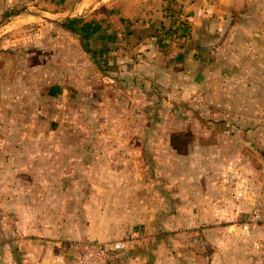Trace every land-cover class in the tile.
<instances>
[{
	"label": "rangeland",
	"instance_id": "rangeland-1",
	"mask_svg": "<svg viewBox=\"0 0 264 264\" xmlns=\"http://www.w3.org/2000/svg\"><path fill=\"white\" fill-rule=\"evenodd\" d=\"M42 1H0V243L12 245L0 247V264L26 257L20 233L44 236L50 264H72L89 241L119 240L129 245L113 264L205 263L216 254L209 228L264 235V220L252 222L254 208L264 207V183L239 203L226 185L252 180L250 166L264 181V102L251 111L238 93L240 110H231L232 119L223 111L233 101L221 74L243 69L238 60L225 64L212 54L228 53L226 40L206 55L195 53L196 60L171 63L199 71L191 91L180 71L162 73L163 54H185L186 44H128L114 60L110 50L99 51V41L67 28L97 10L98 20L109 23L106 10L118 0ZM131 1L139 23L141 5L152 0ZM253 3L245 20L264 24V0ZM257 32L259 47L254 43L255 56L247 54V74L238 72L236 85L261 86L264 100V29ZM139 34L131 30L126 38ZM252 112L257 117L248 119ZM235 158L245 174L219 163ZM253 240L258 244L249 243L246 253L264 264V236Z\"/></svg>",
	"mask_w": 264,
	"mask_h": 264
},
{
	"label": "crops",
	"instance_id": "crops-1",
	"mask_svg": "<svg viewBox=\"0 0 264 264\" xmlns=\"http://www.w3.org/2000/svg\"><path fill=\"white\" fill-rule=\"evenodd\" d=\"M37 1L38 3L43 2L42 0ZM254 1L255 0H157V6L151 5L155 4L154 0H152V3L150 1H145L141 5L140 10L144 19L139 23H134L132 20L133 12L135 11L134 4L130 6V3H132V1L118 0L108 5V10H106L107 18L110 20L109 23L98 20L101 19V15L97 10L93 13H90V15L85 18V20L81 22L79 21L77 30L84 37H88L89 40H93L94 44L99 41L101 45L99 51L108 52L110 50L108 53L114 56V60H119L122 58V52L118 54V51L122 49V46H126L128 44L137 46V48L162 46L163 44L166 45L168 43H171L172 41L173 42L171 45H175L177 43L186 44L187 48L185 49V51H183V53L186 52L185 54H171L168 57H165V55L163 54L162 61L164 62L166 59L167 61H165V66L162 69V73L166 75L167 73H169V71H180L179 74L182 78H189V90L194 91L191 84L192 82L196 81L195 79H197L198 76L201 75L200 73L198 74L199 71H182L181 69L184 66L180 65L173 66L174 68L171 69V63L177 61V59H183L184 57L189 61H192V59L196 60L199 58V55L196 56L195 53L206 55L209 51H212L214 49L213 47L214 45H216L217 41H219L221 38H224L226 41L223 47L229 49L228 53H223V55H221L219 52L216 53L213 50L212 54L218 56L217 58L219 59V61L221 59H224L225 64H231L232 62L238 60L243 65L244 62L249 59V56L247 54H249L250 56H255L251 51L255 50L254 43H258V37L262 35L261 33H258L257 30L264 29V24L262 23H255V21L245 20V18L247 17L246 13L249 11L251 6H253ZM38 3L36 8L42 7V4L38 5ZM3 9L4 5L1 4L0 11L3 12ZM96 21H100V23ZM131 30L133 34H137L138 31H141V34H139L141 35V37L131 35L129 36V38H126V35L130 33ZM153 30L159 31V36H154V33L152 34ZM120 35H122L124 38H119ZM161 40L163 42H161ZM234 44H239L240 48L233 50V48L231 47ZM255 45L257 44L255 43ZM257 47H259V45H257ZM240 50L242 51L239 52ZM167 63H169V65ZM242 65L241 67L243 69H241V71H238V69L235 68V75H233L232 72L229 73L225 70L221 74L223 76L225 84V90L223 92L228 95V100L230 102L233 101L231 106L226 105V107H224L225 109L223 108V111L227 114L226 119H232L233 113L231 110H234L235 112H237V110H240L237 103L238 93H240V95L242 96L246 95L245 100L243 101L247 102L248 108H250L251 111L261 108L264 102L261 95V86L248 84L247 87H241L239 86V84L236 85V77L238 75L246 76L247 74L246 64H244L245 67ZM208 66L209 65L207 64L204 68L207 69ZM238 72L240 73L238 74ZM193 85L196 86V83ZM196 89L197 87L195 88V90ZM252 113L247 115L250 117H247L248 119H255L257 117L254 112ZM258 118L260 119V117ZM229 122L231 123L232 121ZM237 159H240V157H238ZM237 159L235 158V160H233L232 162L231 160L225 162L221 159V162L219 163H222L223 165L228 164L229 171H233V168H235L245 174L247 171H244L245 169H243V166L241 164L242 160L238 162ZM212 163H216V161L213 159ZM249 169H251V173L253 174L252 180L246 177L244 178L245 180H238V182L229 180V182L226 184L231 190L233 201L236 203L245 201L244 198L250 197V195L253 194L254 191H257L256 188L257 186L258 188H260V184H262L260 185L261 187L263 186L264 181L262 182L259 179L257 180V177L260 178L262 176L260 171L259 175L255 177L254 173H258L255 170V167L250 166ZM262 194L264 195V190L262 191ZM207 219L208 214H206L205 217L200 216L199 220ZM7 228L9 229L7 225H5V227L3 228L5 233L9 232ZM19 231L22 232L21 229H19ZM205 233L212 245L210 249L214 250V253H216L215 258L211 262L208 261L204 263L201 260L197 259L194 263L192 261L185 262L181 258H174L172 261L165 262L163 264H255L250 260V256L247 255V251L250 249V246H248V244H258V242L253 239L264 236L263 231L248 230L247 227H245L244 229L233 230L209 228L207 229V231H205ZM38 236L26 238L22 236V233H20L17 238L22 241H18V243L25 246L27 255L24 259L21 258L18 259L17 262L12 261L9 264H31V262L32 264H37L38 261H41V263L39 264H50L51 262L50 260L46 259V256L49 255L52 247L41 233L38 234ZM2 245L12 247L11 243L6 241L0 243V247H3ZM72 252H74L75 254V251ZM43 254H45V257L43 256ZM121 255H123V253ZM79 256L80 255H74L72 264H78ZM58 263L66 264L61 262V260H59ZM139 263L140 262L137 260H129L128 264ZM152 263L159 264V261L141 262V264Z\"/></svg>",
	"mask_w": 264,
	"mask_h": 264
},
{
	"label": "built area",
	"instance_id": "built-area-1",
	"mask_svg": "<svg viewBox=\"0 0 264 264\" xmlns=\"http://www.w3.org/2000/svg\"><path fill=\"white\" fill-rule=\"evenodd\" d=\"M264 220V207L259 204L252 212V222ZM129 240H119L110 243L89 241L82 249L78 264H113V262L128 249Z\"/></svg>",
	"mask_w": 264,
	"mask_h": 264
},
{
	"label": "trees",
	"instance_id": "trees-1",
	"mask_svg": "<svg viewBox=\"0 0 264 264\" xmlns=\"http://www.w3.org/2000/svg\"><path fill=\"white\" fill-rule=\"evenodd\" d=\"M79 22V21H78ZM78 22L76 21V22H73V23H69L68 25H67V28L69 29V30H71V31H73V33H75V34H78V28H77V25H78ZM64 26L66 27V24H64Z\"/></svg>",
	"mask_w": 264,
	"mask_h": 264
}]
</instances>
